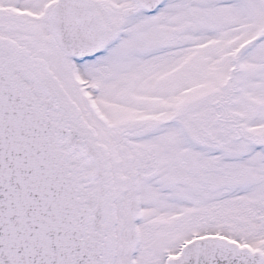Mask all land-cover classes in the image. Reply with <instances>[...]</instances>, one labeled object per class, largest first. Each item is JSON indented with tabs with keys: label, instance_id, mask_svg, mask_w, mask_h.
Segmentation results:
<instances>
[{
	"label": "rangeland",
	"instance_id": "374dc122",
	"mask_svg": "<svg viewBox=\"0 0 264 264\" xmlns=\"http://www.w3.org/2000/svg\"><path fill=\"white\" fill-rule=\"evenodd\" d=\"M108 1L118 4L123 0ZM219 1L231 3L221 5ZM122 6L131 4L125 0ZM187 20L190 28L176 30ZM128 24L129 30L136 27L130 36L134 43L120 44L125 56L121 66L114 67L109 53L89 62L94 69L108 67L103 75H93L87 67L83 71L101 109L113 124L125 126L132 121L136 106L143 108L141 117L146 124L143 126L141 121L132 124L139 126L131 144L151 155L152 164L141 167L142 189L144 195L154 200L160 198L161 202L146 204L141 221L146 235L138 254L139 263L162 264L163 249L176 254L182 243L194 234L201 236L203 229L210 234L221 231L236 238L243 236L252 245L264 247V152L260 148L264 143L261 135L264 136V39L256 40L264 31V0H169L155 15L144 16L137 11ZM145 34L148 43L155 35L159 46L149 55L150 48L145 56L138 57L137 66L143 62L147 69L144 72L142 67L138 68L144 75L142 78L136 70V56L147 48ZM242 44L247 53L248 72L241 76L242 89L236 90L235 77L243 74L235 71L227 80L229 56L232 49L243 47ZM175 53L177 57L172 56ZM47 54L52 57L48 72L55 90L64 95L66 89L71 96L63 67L55 64V56L60 58V54L55 47L49 48ZM182 67L173 79L183 85L171 89L155 86L152 90L153 82L155 85ZM163 83L167 85V79ZM146 96L148 99H144ZM69 107L72 115L78 117V110ZM234 111L245 114L243 122L248 123V131L241 129ZM82 115L81 120L89 122L83 110ZM90 127L84 122L87 131ZM93 128L89 132L94 143L103 149L105 158L107 201L115 213L122 212L123 200L129 197L131 188L124 172L133 169L122 158L130 147H124L123 153L119 148L124 128L96 124ZM133 161L131 158L130 162ZM91 168H83V185L90 184L86 173ZM159 183L162 188L155 187ZM174 190L180 192L179 205L173 201ZM160 210L169 211L166 215L169 219L174 214L171 212L177 211V222L170 232L157 221ZM183 213L185 218L188 216V228L182 226ZM166 234L170 241L163 240Z\"/></svg>",
	"mask_w": 264,
	"mask_h": 264
},
{
	"label": "water",
	"instance_id": "95a60500",
	"mask_svg": "<svg viewBox=\"0 0 264 264\" xmlns=\"http://www.w3.org/2000/svg\"><path fill=\"white\" fill-rule=\"evenodd\" d=\"M0 98L28 136L0 115V264H107L100 215L83 203L75 169L60 150L64 129L38 109L2 59ZM199 252L214 255L217 264H261L255 254L216 239L189 243L171 264H188Z\"/></svg>",
	"mask_w": 264,
	"mask_h": 264
},
{
	"label": "flooded vegetation",
	"instance_id": "af4514ba",
	"mask_svg": "<svg viewBox=\"0 0 264 264\" xmlns=\"http://www.w3.org/2000/svg\"><path fill=\"white\" fill-rule=\"evenodd\" d=\"M54 1L55 0H0V50L3 52H12L15 55L14 61L18 65V70L23 76H25V70L28 67L42 64L40 56L41 51L45 48V42L51 43V41L46 38L41 39L40 33L41 30L47 27V20L50 18ZM15 2H18L23 7L20 8V13H13L10 11L11 5H16ZM24 17H27L28 21L25 20ZM28 53L31 54V58L27 57ZM63 72L68 76V69L63 67ZM124 144L127 146L131 145L127 138H125ZM177 195L178 194H176V196ZM124 211L125 214L128 213L127 207ZM175 212L177 211L172 213ZM178 213H180V211ZM119 214H121V212H119L118 215ZM108 218L113 219L112 213ZM174 221L175 219L169 220V222ZM127 225L128 219L126 216L123 218L119 216L117 220L108 221L109 231L112 232L117 229L116 236L120 244L128 239ZM182 225L189 226L188 216L185 218L184 213L182 214ZM123 254H121V256L124 258L126 254Z\"/></svg>",
	"mask_w": 264,
	"mask_h": 264
},
{
	"label": "bare ground",
	"instance_id": "6f19581e",
	"mask_svg": "<svg viewBox=\"0 0 264 264\" xmlns=\"http://www.w3.org/2000/svg\"><path fill=\"white\" fill-rule=\"evenodd\" d=\"M190 258H192V256H190ZM188 264H190V263H188Z\"/></svg>",
	"mask_w": 264,
	"mask_h": 264
}]
</instances>
